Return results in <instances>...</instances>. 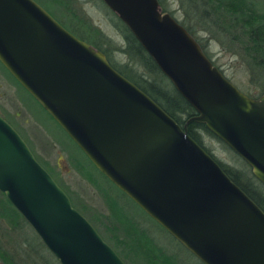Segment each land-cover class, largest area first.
Returning <instances> with one entry per match:
<instances>
[{"label": "water", "instance_id": "water-1", "mask_svg": "<svg viewBox=\"0 0 264 264\" xmlns=\"http://www.w3.org/2000/svg\"><path fill=\"white\" fill-rule=\"evenodd\" d=\"M194 113L181 124L36 0H0V63L93 166L203 264H264V211L187 132L264 185V92L241 91L157 0H102ZM0 191L59 264H126L0 114Z\"/></svg>", "mask_w": 264, "mask_h": 264}, {"label": "trees", "instance_id": "trees-1", "mask_svg": "<svg viewBox=\"0 0 264 264\" xmlns=\"http://www.w3.org/2000/svg\"><path fill=\"white\" fill-rule=\"evenodd\" d=\"M53 1L60 5L70 22L55 17L50 9L41 3L39 4L74 35L100 49L119 73L148 94L179 124L194 113V109L162 74L126 25L102 0L98 1L109 11L111 15L109 19L114 33L105 32L94 24L87 15L78 11L74 0ZM157 1L162 11L169 12L175 18L173 11L167 10L163 0ZM178 3L179 8L182 9L181 18L177 19L178 22L196 39L204 53L209 57L201 38L196 34L197 29L206 31L210 39L218 41L227 51L239 57L246 70L248 83L253 84L258 89L253 97L264 92V5L258 0H178ZM0 70L17 85L18 92L19 88H22L30 96L1 63ZM17 95L24 102L18 93ZM32 99L36 102L34 98ZM2 116L12 125L8 116L3 114ZM186 128L188 134L218 162L226 174L264 211V185L251 174L246 166L231 167L216 157L212 149L205 145L203 137L198 132V128H202L213 135L203 123L191 121L187 123ZM218 140L223 146L231 150L223 141ZM234 154L238 156L236 153ZM35 158L58 183L45 162L40 161L36 156ZM69 159L72 161L70 157ZM244 163L246 162L244 161ZM72 165L90 182L98 186L96 179L86 172L80 164L72 161ZM59 186L67 193L71 201L69 191L62 185L59 184ZM98 188L106 207L109 208L106 215L93 211L87 215L84 213L85 204H81V207L73 201L71 204L89 220L101 237L126 264H177L174 256L157 244L146 227L141 225V221L130 216L117 204L113 197L109 196L99 186ZM119 192L127 198L121 190ZM105 219L109 220V224ZM153 221L158 224L155 220ZM23 226L30 228L0 191V261L2 264H59L31 228V234L41 246V251L30 244L26 235L21 231ZM158 226L160 225L158 224ZM3 229L9 232L7 240L2 237ZM15 233L18 234V237L14 235Z\"/></svg>", "mask_w": 264, "mask_h": 264}, {"label": "rangeland", "instance_id": "rangeland-1", "mask_svg": "<svg viewBox=\"0 0 264 264\" xmlns=\"http://www.w3.org/2000/svg\"><path fill=\"white\" fill-rule=\"evenodd\" d=\"M46 8L50 9L55 17L69 21L67 15L60 5L53 0H36ZM77 10L87 15L90 20L108 33H114L110 22L109 11L98 0H74ZM264 5V0H258ZM167 10H172L176 19L181 18V8L178 0H163ZM196 34L201 38L204 49L209 54L212 63L219 67L223 74L228 77L241 91L254 96L258 91L257 87L248 83L247 73L239 57L227 51L218 41L209 38L206 31L197 29ZM209 39V40H207ZM206 44V45H205ZM22 97L24 102L18 97ZM27 106H26V105ZM28 107V108H27ZM32 114H31V113ZM0 114L11 119L12 126L25 140L34 155L49 167L60 185L65 187L71 195V201L77 206L85 204V214L89 212L103 213L106 215L109 208L106 207L98 186L109 196L113 197L127 213L133 218L141 221V225L151 234L157 244L161 245L165 251L171 253L177 264H203L184 246L175 240L165 229L161 228L152 219L148 218L145 212L133 201L120 194L117 187L100 173L83 152L70 140L60 129L58 124L30 97L22 88L5 76L0 70ZM36 119H35V118ZM198 132L203 137L206 146L212 149L213 153L220 160L231 167L246 166L247 163L227 149L217 139L202 128ZM73 162L80 164L83 169L96 179L98 186L90 182L72 165ZM52 176V175H51ZM53 177V176H52ZM107 224L109 220L105 219ZM101 226V225H100ZM3 227V226H2ZM30 244L41 251V246L37 242L30 228H21ZM3 239H8L9 232L2 231ZM18 237V234L15 233ZM10 247V246H9ZM29 257V256H28ZM0 264L2 262L0 261Z\"/></svg>", "mask_w": 264, "mask_h": 264}]
</instances>
